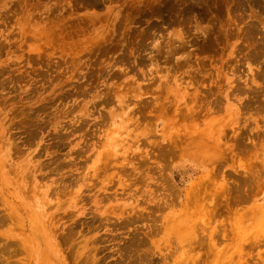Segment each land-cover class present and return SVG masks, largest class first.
Masks as SVG:
<instances>
[{
    "label": "rangeland",
    "instance_id": "obj_1",
    "mask_svg": "<svg viewBox=\"0 0 264 264\" xmlns=\"http://www.w3.org/2000/svg\"><path fill=\"white\" fill-rule=\"evenodd\" d=\"M264 0H0V264H264Z\"/></svg>",
    "mask_w": 264,
    "mask_h": 264
},
{
    "label": "bare ground",
    "instance_id": "obj_2",
    "mask_svg": "<svg viewBox=\"0 0 264 264\" xmlns=\"http://www.w3.org/2000/svg\"><path fill=\"white\" fill-rule=\"evenodd\" d=\"M263 51H264V49H263Z\"/></svg>",
    "mask_w": 264,
    "mask_h": 264
}]
</instances>
